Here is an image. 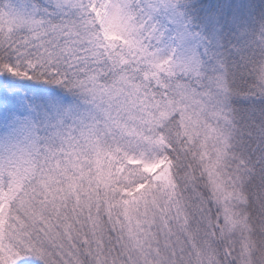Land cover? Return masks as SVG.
Instances as JSON below:
<instances>
[{"label": "snow or ice", "instance_id": "6c2138e0", "mask_svg": "<svg viewBox=\"0 0 264 264\" xmlns=\"http://www.w3.org/2000/svg\"><path fill=\"white\" fill-rule=\"evenodd\" d=\"M0 264H264V0H0Z\"/></svg>", "mask_w": 264, "mask_h": 264}]
</instances>
